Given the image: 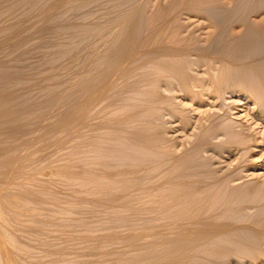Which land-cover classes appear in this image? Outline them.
<instances>
[{"label":"rangeland","instance_id":"1","mask_svg":"<svg viewBox=\"0 0 264 264\" xmlns=\"http://www.w3.org/2000/svg\"><path fill=\"white\" fill-rule=\"evenodd\" d=\"M88 1L43 0L35 13L13 16L4 11L5 3L18 2L20 9L24 4H31V0H0V264H181L178 251L172 252L170 244L165 243V239L171 237L170 226L166 230L162 224L166 217L172 216L170 219L174 220L186 189L198 188L199 180L211 181L210 174L196 171L192 165L199 170H211L226 183L230 178L231 186L250 183L264 186V39L261 40V35L259 40L263 43L257 41L260 45L233 41L251 32L241 29L244 22L243 25L237 23L242 13L248 15L255 10L251 16L262 15L264 5L258 2L261 7L254 5L253 9V2L251 6L248 0L244 1L252 10L248 7L250 11L244 13L242 9L247 4L244 7L240 5L244 3H240L243 7L240 15L237 2L233 4L237 9L234 13L232 0H220L221 3L217 0L220 6L232 5L234 12L227 8L226 15L230 22L237 23L233 29L231 24L224 23V20L230 23L224 13H221L223 20L217 13L209 18L200 14L196 5L197 13L185 10L189 0L187 3L185 0ZM165 1L170 2L169 5ZM79 3L84 8L79 7ZM74 6H78L79 11L82 8L81 12H72ZM54 16L57 19L54 30L60 37L42 42L37 29L45 25L48 17ZM250 18H246L245 24ZM68 25H73V30H67ZM83 30L110 31L97 37L100 42L95 39L89 49L83 47L79 57L74 55L75 60L66 58L72 33L75 38ZM231 31L232 46L229 40V44L222 45V37ZM130 32L134 40L128 39ZM111 40L127 44L133 52L126 48L129 51L123 52L124 57L121 56L108 75L97 80L85 75L84 60L89 50L93 49L89 55L93 53L97 57ZM198 44L202 51H191V47ZM162 45L166 56L162 55ZM181 46L180 50L185 52L175 55V50ZM132 54L138 56L132 58ZM200 56L212 64L209 62L208 68L188 65L187 69L185 62L190 64L192 59L191 64L196 63ZM175 66L185 69L176 72L177 80L182 77L183 84L181 80L173 82L176 77L171 71H176ZM185 71L188 76L194 74L196 82L191 77L185 78ZM240 74L244 77L240 78ZM211 75L213 82L208 79ZM162 76L167 79L163 81ZM198 77L200 81L202 77L204 88L197 82ZM228 79L244 83L241 88L230 84L224 90L223 84ZM187 88L196 94L192 95L191 90L188 93ZM214 124L231 129L224 128L226 134L222 129H209ZM144 125L148 129L144 127L143 132ZM196 144L201 147L199 152L193 158L184 157ZM143 152L147 163L141 158ZM177 158H183L181 163L165 172V164L172 165ZM174 176L181 184L162 186L164 177ZM189 176L198 183L185 185ZM202 200L206 202L203 197ZM246 211L256 212L255 208ZM178 214L179 211L177 217ZM175 220L171 227L174 231V223L176 226L178 223ZM162 231H169V235L165 238ZM236 233L247 236L255 244L260 237L243 230ZM162 234L163 246H169L168 250L165 247L162 251ZM260 248L259 256L246 252L248 256L241 264H264V241ZM233 259H229L228 264H238Z\"/></svg>","mask_w":264,"mask_h":264},{"label":"bare ground","instance_id":"2","mask_svg":"<svg viewBox=\"0 0 264 264\" xmlns=\"http://www.w3.org/2000/svg\"><path fill=\"white\" fill-rule=\"evenodd\" d=\"M28 1H30V0H26V2H28ZM43 0H31V4H24L23 5V8H20L19 9V7H20V5H19V3L18 2H7V3H5L4 4V7H3V9H4V11L7 13V14H10V15H13V16H15L16 14H25V13H28V12H31L32 11V13H35L34 11H35V9H38V6H39V4L42 2ZM88 1V0H87ZM89 1H91V0H89ZM88 1V2H89ZM181 1V0H180ZM180 1H179V3H180ZM190 1V4H188L187 5V9H185V10H189L190 12H192V10L193 11H195V10H197L196 9V6L198 7L199 6V12H200V14L201 13H203L204 15H206V17H212L211 15L212 14H214V13H217V15H220V18H221V15L224 13V15H226V12L228 11V9H231L230 7H232V5L234 4V2L236 3H238L237 4V9H238V13H239V10H240V15H241V8H243L242 6H244L245 7V4H247L246 2L244 3V1H247V0H232L231 2H232V5L231 6H229V8H228V6H226V3L223 5H221L220 6V0H213V1H211V0H189ZM222 1V0H221ZM224 1V0H223ZM228 1H230V0H228ZM23 3H24V1H22ZM25 2V3H26ZM166 2V1H165ZM185 2L187 3L188 2V0L186 1L185 0ZM216 2H218V3H216ZM225 2V1H224ZM248 3H250V5L251 4H253V9L255 8V6H257V5H259L260 3L262 4V6L264 5V1L263 0H248L247 1ZM253 2V3H252ZM255 2H257L256 4H255ZM258 2H259V4H258ZM167 3V2H166ZM165 3V4H166ZM169 3L170 2H168L167 4L169 5ZM176 3L178 4V2L176 1ZM240 3H244V4H240ZM83 4V3H82ZM163 4V3H162ZM176 4V5H177ZM239 4L240 5H242V6H239ZM79 7H82V8H84L82 5H81V3H79ZM180 5V4H179ZM182 5L183 6H185L186 7V4L184 5V3H182ZM181 5V6H182ZM196 5V6H195ZM250 5H248L247 4V7H245L244 8V10L242 9V11L245 13V10H248V11H250V9H251V7H250ZM255 5V6H254ZM164 6V5H163ZM174 6V5H173ZM195 6V7H194ZM234 6V8L236 9V5H233ZM252 6V5H251ZM79 7L77 6H74V8L72 9V12H74V13H78V11H79ZM248 7H250V9H248ZM261 6L259 5V8H260ZM82 8L80 9V11L79 12H81V10H82ZM179 8V7H178ZM194 8V9H193ZM228 8V9H227ZM263 8V7H262ZM237 9L236 10H230L231 12H234V13H237ZM167 10L169 11V8H167ZM173 10V9H172ZM183 10H184V7H183ZM252 10V9H251ZM262 10V9H261ZM181 11V10H180ZM253 11V10H252ZM252 11H251V13L250 12H248V13H250V14H248L247 15V12H246V15H244L243 13H242V15H241V17L243 18V20H242V22H241V19H240V21H239V18H238V21H237V23H241L240 25H243V22H244V25L243 26H240L241 27V29H244V30H247V31H250L251 30V32H249L247 35H245V36H242L241 35V37H239L238 36V38L236 37V39L234 38L233 39V41L235 40L236 41V43H238V44H255V42L257 43V41H263V35H264V14H262V15H257L256 14V16L254 17V15L253 16H251V14H252ZM257 11V10H256ZM182 12H184V11H182ZM196 12V11H195ZM194 12V13H195ZM254 12H255V10L253 11V14H254ZM258 12H259V10H258ZM261 12V11H260ZM165 13H166V11H165ZM172 13V12H171ZM197 13V12H196ZM220 13V14H219ZM222 13V14H221ZM163 14H164V12H163ZM168 14V13H167ZM192 14H193V12H192ZM232 14V13H231ZM177 15H180V14H178L177 13ZM181 15H182V13H181ZM188 15H189V13H188ZM232 15H234V14H232ZM244 15V16H243ZM223 16V15H222ZM227 16V15H226ZM238 17L237 15H234V17ZM246 16V18L248 17V18H250V16H251V18H250V21H247V23L248 24H245V21L247 20L246 18H245V20H244V17ZM182 17V16H181ZM225 17V16H224ZM166 18H167V16H166ZM227 18H228V20H229V22H230V20L231 19H229V17L227 16ZM230 18H232V16L230 17ZM56 19V17L54 16V17H48L47 18V22L45 23V25L43 26V27H39V29H37V30H40V40L42 41V42H52V40H56V39H59L58 37H60V34L56 31V30H54V28H56L55 26V24L57 23V19ZM165 19V18H164ZM173 19V18H172ZM221 19H223V17L221 18ZM224 20V19H223ZM223 20H222V22H223ZM55 21H56V23H55ZM170 21H171V19H170ZM221 21V20H220ZM226 21H227V19H226ZM234 22V23H233ZM224 23H227L229 26H230V24H231V26L230 27H233V29L236 27V25H237V23L235 22V20H233V21H231L230 23H228V21L227 22H225V20H224ZM165 26H166V24H164ZM163 25V26H164ZM169 25V24H168ZM233 25H235V27L233 26ZM239 25V24H238ZM212 26H214V25H212ZM215 27H217L216 26V24H215ZM240 27H238V28H240ZM67 30H73V25H68L67 26ZM77 30V29H76ZM238 30V29H237ZM252 30H253V32H252ZM108 30H87V31H85V30H83L81 33H78V35L77 36H75V38H74V36H73V33H72V38H71V36L69 37V38H71V40H69L68 42H67V47H66V51H65V55H66V58L68 57V59L70 58V59H74L75 60V58H77L76 56L78 55V54H80V50L81 49H83V47H85L84 49H86V46H87V48H88V46L89 47H91V46H94V42H95V39H98L97 37H100V35L101 36H103L105 33L107 34L108 32H107ZM112 31V30H111ZM231 33H233L232 31L229 33L228 32V34L227 35H225L224 37H222V39H221V41L220 42H222V45L224 44V43H228L230 40V34ZM113 34V33H112ZM114 34H115V31H114ZM121 34V33H120ZM243 34V33H242ZM245 34V33H244ZM74 35H76V34H74ZM109 35V34H108ZM119 35V34H118ZM133 35V32L131 33H128V35H127V37H128V39L129 38H131L130 36H132ZM232 35V34H231ZM261 35H262V37H261ZM112 36V35H111ZM135 36H137V35H135ZM134 36V37H135ZM227 36H228V38H227ZM77 37H79V39L77 38ZM261 37V40H259V38ZM101 38V37H100ZM108 38H109V36H108ZM133 38V37H132ZM131 38V39H132ZM137 38H138V36H137ZM241 38V39H240ZM51 39V40H50ZM111 39V38H110ZM131 39H130V41H131ZM240 39V41L238 42L237 40H239ZM67 40H68V38H67ZM99 40V39H98ZM98 40H97V43H98ZM102 40V39H101ZM114 40V39H113ZM132 40H134V39H132ZM139 40V39H138ZM227 40V41H226ZM229 40V41H228ZM92 41V42H91ZM260 42L261 44L263 43V42ZM99 42H100V40H99ZM129 42V41H128ZM135 42H136V38H135ZM134 42V43H135ZM174 42V41H173ZM219 42V41H218ZM92 43V44H91ZM109 45H107L106 43V45H107V48L103 51V53L101 52L100 53V55H98L97 57L95 56L94 57V54L93 53H91L90 55H89V53L91 52V51H93V49H91V50H89L90 52L88 53V57L86 58V60H84V62H85V64H84V67H85V72H83V73H85V75H89V77H91V78H93L94 80H97V79H99L101 76H103V75H108L109 73H110V71L111 70H113V68H115L117 65H118V63H119V59L121 58V56L123 55V52H124V54H126V51H127V49L126 48H128L127 47V44H125V43H123V44H125V45H122V44H120V43H118L117 41L116 42H114V41H112L111 40V42L109 41ZM131 43H132V41H131ZM166 43V42H165ZM177 43V42H176ZM229 43H231V41L229 42ZM228 43V44H229ZM260 43H257V44H259L260 45ZM139 44V43H138ZM218 44V43H217ZM264 44V43H263ZM91 45V46H90ZM98 44H96L95 46H97ZM100 45V44H99ZM98 45V46H99ZM136 45V44H135ZM178 45V44H177ZM133 46V45H132ZM140 47H141V45H139ZM167 46V45H166ZM186 46V45H185ZM195 46V45H194ZM231 46H232V43H231ZM95 48V47H94ZM104 48V47H103ZM142 48V47H141ZM165 48V47H164ZM182 48V46L180 47V48H178L177 47V51L175 50V55L177 54V52H179L180 54H181V52H185V50H180ZM205 48V47H204ZM89 49V48H88ZM101 49H102V47H101ZM126 49V50H125ZM131 49H133L134 50V47L132 48L131 47ZM140 49V48H139ZM189 49H190V47H189ZM202 46L200 47V45L198 44V46H196V47H191V51H202ZM129 50H130V47H129ZM128 50V51H129ZM127 51V52H128ZM131 51V50H130ZM142 51H144V50H142ZM141 51V52H142ZM169 51H171V50H169ZM187 51V50H186ZM189 51V50H188ZM190 51V52H191ZM73 52H75L74 54H73ZM78 52V53H77ZM133 51H131L130 53H132ZM137 52V51H136ZM136 52L134 51V53L136 54ZM172 52H174L173 50H172ZM129 53V54H130ZM165 52H164V50H163V45H162V55L164 54ZM203 53H204V51H203ZM76 54V56H74ZM128 53H127V56L126 57H129L128 55H129ZM172 54V53H171ZM81 55V54H80ZM87 55V54H86ZM86 55H85V57H86ZM165 56H166V54H164ZM173 55V54H172ZM174 55V56H175ZM132 56V58L133 57H135L136 55H134L133 56V54L132 55H130V57ZM138 56V55H137ZM136 56V57H137ZM178 56V55H177ZM221 56V55H220ZM78 57H79V55H78ZM82 57V56H81ZM84 57V56H83ZM122 57H124V56H122ZM201 57V56H200ZM158 58V57H157ZM128 59H130V58H128ZM128 59H126V62H129L130 63V61H128ZM164 59H165V57H164ZM211 59V57L209 58V60ZM224 59V58H223ZM222 59V60H223ZM133 60V59H132ZM145 60H146V62H147V59L145 58ZM224 60H227V59H224ZM133 61H135V60H133ZM155 61H156V58H155ZM176 61V60H175ZM178 61V60H177ZM183 61V60H182ZM70 63H71V60L69 61ZM141 62V61H140ZM152 62V65L154 66V64H153V62L154 61H151ZM209 62H211V61H208L207 59H205V58H200L196 63H194L193 62V64H191L192 63V59H191V63L190 64H187V62H185L186 63V66H187V69H188V65H190L192 68H193V65L195 64V66L194 67H197V65L196 64H200V66L201 65H204V66H206L207 68H208V66L210 65V63ZM220 62H223V61H221V59H220ZM46 63V62H45ZM131 63H132V61H131ZM130 63V64H131ZM138 63V62H137ZM142 63V62H141ZM150 63V62H149ZM181 63V62H180ZM143 64V63H142ZM142 64H141V66H142ZM157 64H159V62L157 63ZM211 64H212V62H211ZM69 65V64H68ZM128 65V64H127ZM132 65H133V63H132ZM132 65H131V67H132ZM135 65V64H134ZM144 65V64H143ZM151 65V64H150ZM180 65V64H179ZM247 65V64H246ZM120 66V65H119ZM136 66H138V65H136ZM136 66H135V68H136ZM140 66V67H141ZM152 66V67H153ZM156 66V65H155ZM159 66L161 67V64H159ZM159 66H156V67H159ZM248 66V65H247ZM246 66V67H247ZM251 66H252V64H251ZM130 67V66H129ZM130 67V68H131ZM143 67V66H142ZM176 68L174 69V70H176V71H171L172 73H173V76L174 77H176V79H173V82H174V80L175 81H180V83H182L183 84V82L184 81H182L183 79H181L180 78V80L178 79L177 80V76L178 75H176V72L178 71V73H179V70H181L180 72H182V68L184 67V65H183V67L182 68H180V69H178V67L179 66H175ZM191 67L189 68V69H191ZM127 68H128V66H127ZM129 68V69H130ZM144 68H145V66H144ZM143 68V69H144ZM155 68V67H154ZM164 68V67H163ZM170 68V67H169ZM184 68H186V67H184ZM183 68V71L185 70ZM138 69V68H137ZM165 69V71H166V68H164ZM168 69V68H167ZM196 69V68H195ZM258 69H259V67H258ZM120 70L122 71V68H120ZM147 70V69H146ZM251 70V69H250ZM256 70V69H255ZM124 71V70H123ZM141 71H142V69H141ZM145 71V69L143 70V72ZM156 71H157V69H156ZM159 71V70H158ZM186 71H188L189 72V70H186ZM185 71V72H186ZM192 71V70H191ZM254 71V70H253ZM150 72V71H149ZM153 72V71H152ZM155 72V71H154ZM168 72H169V69H168ZM137 73V72H136ZM140 73V72H139ZM163 73H164V70H163ZM170 73V72H169ZM174 73H175V75H174ZM187 73V72H186ZM143 74V73H142ZM147 74V73H146ZM188 74L189 73H187L186 75V77L185 78H187L188 79V77H191L192 79H193V77H195V75L193 74V76H188ZM158 75V74H157ZM184 75V74H183ZM137 76H139V75H137ZM144 76V75H143ZM150 76V75H149ZM148 76V77H149ZM166 76H167V74H166ZM185 76V75H184ZM241 76H242V78L244 77L243 76V74H240V78H241ZM133 77V76H132ZM151 77V76H150ZM163 77V81H165L164 80V76H162ZM179 77V76H178ZM211 77L212 78H208L209 80L211 79H213V76L211 75ZM237 77V76H236ZM239 77V76H238ZM134 78V77H133ZM157 78V77H156ZM170 78H171V76H170ZM197 78V77H196ZM206 78V77H205ZM135 79H136V77H135ZM145 79V78H144ZM155 79V77L153 78V80ZM187 79H186V81H187ZM238 79V78H237ZM146 80V79H145ZM145 80H143V81H145ZM156 81H157V79H155ZM170 80V79H169ZM171 80H172V78H171ZM185 80V79H184ZM190 80V79H189ZM193 80H195L194 82H196V80L197 79H193ZM207 80V79H206ZM214 80V79H213ZM213 80H212V82H213ZM218 79H216V81H217ZM244 80V79H243ZM263 80V79H262ZM124 81V80H123ZM148 80H146V82H147ZM162 81V82H163ZM186 81H185V83H186ZM203 81H204V79H203ZM264 81V80H263ZM130 82V81H129ZM154 82V81H153ZM162 82H160V84H162ZM193 82V83H194ZM197 82H202V77H201V81H200V79H199V77H198V81ZM205 82V81H204ZM242 81H240V80H238V82L237 81H235V80H227V82L225 81V83L223 84L224 86L222 87V89H224L225 90V88H226V90H227V86H230V84H231V86H232V84L234 85H236L237 87H239V88H241L242 87V85H243V83H241ZM88 83V82H87ZM124 83V82H123ZM132 83V82H131ZM138 83H141V81H139ZM149 83V82H148ZM148 83H146L147 85H148ZM159 83V82H158ZM175 83V82H174ZM208 83V82H207ZM211 83V82H210ZM209 83V84H210ZM164 84H165V82H164ZM166 84H167V82H166ZM165 84V85H166ZM177 84V83H176ZM175 84V85H176ZM190 84V83H189ZM195 84V83H194ZM126 85H129V83H126ZM145 85V84H144ZM150 85V84H149ZM174 85V86H175ZM179 84H177V86H178ZM181 85V84H180ZM196 85H200L199 83H197ZM203 85H204V83H203ZM202 85V83H201V86H203ZM211 85H212V83H211ZM234 85V86H235ZM130 86V85H129ZM135 86V85H134ZM163 86V85H162ZM213 86V85H212ZM216 86V89L218 88V85H215ZM233 86V87H234ZM123 87V86H122ZM137 87V86H136ZM136 87H135V89H136ZM183 87V86H182ZM186 87H187V85H186ZM186 87H184V88H186ZM120 88V87H119ZM123 88H125V87H123ZM123 88H122V90H123ZM143 88V87H142ZM149 88H151V87H149ZM174 88V87H173ZM203 88H204V86H203ZM220 88V87H219ZM121 89V88H120ZM139 89H141V88H139ZM155 89V88H154ZM176 89V88H175ZM174 89V90H175ZM190 89V88H189ZM215 89V88H214ZM101 90V89H100ZM147 90V89H146ZM144 91V92H146V94H147V91ZM151 90V89H150ZM187 90H188V88H187ZM191 91L193 90V89H190ZM190 90H188L187 92L189 93L190 92ZM194 90H195V88H194ZM219 90V89H218ZM156 91H157V89H156ZM179 91H180V89H179ZM186 91V90H185ZM154 92V91H153ZM177 92V91H176ZM194 91H192V95L194 94H196V91L193 93ZM198 92V91H197ZM214 92V91H213ZM219 92H220V90H219ZM221 92H222V90H221ZM184 93V92H183ZM264 93V92H263ZM138 93H136V95H137ZM191 94V93H190ZM201 94H203V93H201ZM121 95H122V93H121ZM139 95H143V94H139ZM163 95V94H162ZM189 95V94H188ZM109 96V95H108ZM123 96V95H122ZM127 96V95H126ZM134 96V95H133ZM200 96V95H199ZM198 96V97H199ZM259 96V95H258ZM129 97L131 98V96H130V94H129ZM134 97H136V96H134ZM166 97H167V95H166ZM197 97V98H198ZM103 98V97H102ZM143 98V97H142ZM163 98V97H162ZM200 98V97H199ZM98 99V98H97ZM124 99H125V97H124ZM169 99H170V97H169ZM127 100V99H126ZM163 100V99H162ZM171 100V99H170ZM89 101V100H88ZM101 101V103H102V99L100 100ZM129 101V100H128ZM127 101V102H128ZM142 101H143V99H142ZM94 102V101H93ZM145 102H146V100H145ZM144 102V103H145ZM96 103V102H95ZM97 103H98V101H97ZM129 103H130V105H131V102L129 101ZM137 103V102H136ZM99 104H100V102H99ZM132 104H134V103H132ZM162 104H163V101H162ZM138 105V104H137ZM147 104H145V106H146ZM150 105V104H149ZM167 105V104H166ZM99 106V105H98ZM163 106H164V104H163ZM132 107V106H131ZM148 108H149V106H147ZM161 107V106H160ZM165 107V106H164ZM146 108V107H145ZM166 108V107H165ZM100 109V108H99ZM97 110V109H96ZM169 110V109H168ZM173 110V109H172ZM139 111V110H138ZM146 112V111H145ZM96 113H97V111H96ZM98 113H99V111H98ZM144 113V112H143ZM170 113V112H169ZM127 114H128V112H127ZM138 114V113H137ZM147 114V113H146ZM174 113H172V115H173ZM134 115H136L135 113H134ZM95 116V115H94ZM133 116V115H132ZM142 116V115H141ZM147 116V115H146ZM96 117H98V116H96ZM154 116H152L151 118H153ZM159 117V116H158ZM124 118H127L126 116L124 117ZM140 118V117H139ZM163 118V117H162ZM156 119V118H155ZM144 120H145V118H144ZM144 120H142V122L144 121ZM153 120V119H152ZM186 121V120H185ZM184 121V122H185ZM214 121H216V120H214ZM220 121V120H219ZM144 122H147V121H144ZM138 123V122H137ZM151 123V122H150ZM186 123V122H185ZM212 123H213V121H212ZM147 124V123H146ZM160 124H161V122H160ZM201 124H203V123H201ZM205 124V123H204ZM207 124V123H206ZM226 124V123H225ZM162 125V124H161ZM156 126V125H155ZM214 126H215V124H214ZM214 126H212L213 128H209V129H224L221 125H218V124H216V126L214 127ZM144 127H145V125L143 126V129H142V131L144 132L145 130H144ZM158 127H159V125H158ZM158 127H155V128H158ZM200 127V126H199ZM205 127H206V125H205ZM231 127H233L234 128V126H231ZM133 128H134V126H133ZM146 128V127H145ZM154 128V129H155ZM146 129H148V128H146ZM149 129H150V127H149ZM152 129V128H151ZM162 129V128H161ZM167 129V128H166ZM201 129V128H200ZM229 129H231V128H229ZM229 129H227V128H225V130H229ZM153 130V129H152ZM208 130V129H207ZM218 130V131H219ZM125 131V130H124ZM142 131H140V133L142 132ZM150 131V130H149ZM159 131V130H158ZM230 131H232L233 132V130H230ZM229 131V132H230ZM122 132V131H121ZM217 132V131H216ZM232 132H230L231 134H232ZM139 133V132H138ZM165 133V132H164ZM212 133V132H211ZM223 133L224 134H226V132H224V130H223ZM228 133V132H227ZM119 134H121L120 132H119ZM128 134V133H127ZM135 134V133H134ZM142 134V133H141ZM147 134V133H146ZM236 134V133H235ZM138 135V134H137ZM140 135V134H139ZM228 135H229V133H228ZM228 135H227V137H228ZM122 136V135H121ZM124 136V135H123ZM125 136H126V134H125ZM142 136V135H141ZM140 136V137H141ZM144 136H146L145 135V133H144ZM166 136V135H165ZM202 136V135H201ZM120 137V136H119ZM232 137V136H231ZM128 138V137H127ZM131 138V137H130ZM200 138V137H199ZM229 138V137H228ZM137 139V138H136ZM142 139H143V136H142ZM144 139H145V137H144ZM148 139V138H147ZM146 139V140H147ZM165 139V138H164ZM163 139V140H164ZM149 140V139H148ZM162 140V141H163ZM200 140V139H199ZM201 140H203L204 141V139H201ZM226 140V139H225ZM232 140H233V137L231 138V142H232ZM134 141H135V139H134ZM137 141V140H136ZM234 141V140H233ZM128 142V141H127ZM153 142V141H152ZM167 142V141H166ZM169 142V141H168ZM213 142V141H212ZM237 142V141H236ZM236 142H235V144H236ZM126 143V142H125ZM165 143V142H164ZM200 143H203V142H200ZM204 143H205V141H204ZM220 143V142H219ZM230 143V142H229ZM234 142H232L231 143V145L233 144ZM143 144H145V142H143ZM154 144H155V141H154ZM237 144H238V142H237ZM236 144V145H237ZM127 145V144H126ZM157 145V144H156ZM155 145V146H156ZM197 146H195L194 147V149H192V150H190V152L191 153H189V154H185L184 155V157H186V158H193L194 157V155H196L197 154V152H199V148H201L200 146H199V144H196ZM201 145H203V144H201ZM226 145L228 146L229 144H227V142H226ZM248 145V144H247ZM247 145L245 146L246 148H247ZM137 146V145H136ZM147 146V145H146ZM164 146V145H163ZM221 146V145H220ZM249 146V145H248ZM128 148V147H127ZM132 148H134L133 146H132ZM142 148V147H141ZM140 148V149H141ZM149 148V147H148ZM230 148V147H229ZM237 148V147H236ZM249 148V147H248ZM121 149V148H120ZM126 149V148H125ZM143 149H145V147L143 148ZM163 149V148H162ZM165 149V148H164ZM130 150H131V148H130ZM134 150H136V149H134ZM142 150V149H141ZM119 151V150H118ZM127 151V150H126ZM166 151V150H165ZM200 151H201V149H200ZM125 152V151H124ZM123 151H122V153H124ZM133 153V152H132ZM141 153V151L139 152V154ZM147 155V154H146ZM126 156V155H125ZM136 156V155H135ZM138 156V155H137ZM142 157L141 158H143L144 157V152H143V155H141ZM148 156V155H147ZM139 157V156H138ZM149 157V156H148ZM172 157V156H171ZM170 157V158H171ZM120 158L122 159V155L120 156ZM127 158V157H126ZM126 158H125V160H126ZM150 159V158H149ZM163 159V158H162ZM182 159L183 158H177V159H175V160H173L174 161V164H173V162H172V165H170L171 163H166V160H167V158H166V160H165V162L164 163H166L165 164V172H166V170L167 169H169V168H171V166H173V165H175L176 163H178V162H180V161H182ZM128 160H129V157H128ZM132 160H133V158H132ZM139 160V159H138ZM142 160H144V158L142 159ZM147 160V159H146ZM153 160V159H152ZM117 161V160H116ZM122 161H123V159H122ZM121 161V162H122ZM145 161V160H144ZM154 161V160H153ZM162 161V160H161ZM161 161H160V164H161ZM118 162H119V159H118ZM140 163H141V160L139 161ZM143 162V161H142ZM146 162V161H145ZM155 162V161H154ZM159 162V161H158ZM167 162H169V160L167 161ZM147 163V162H146ZM181 163V162H180ZM183 164L185 163V162H182ZM128 164H129V162H128ZM150 164H153V162L151 163L150 162ZM125 165V164H124ZM162 167L161 168H163L164 167V164H163V162H162ZM170 165V166H169ZM116 166V165H115ZM114 166V167H115ZM160 166V165H159ZM196 165H192L191 167H194L195 169H196V171H200L201 173H206V174H210V179H211V181L209 182V181H207V182H205V181H200L199 180V187L198 188H196V186H195V188H192V189H190V190H188V189H186L184 192H181V194L182 193H184V196H183V198H182V201H181V203H179L178 204V207H179V209L180 210H176V212L178 213V211H179V214H178V217H177V213L175 212V214L176 215H174L173 214V212H172V214L174 215V220H175V218H176V222H178L177 223V226H176V224L174 223V225H175V228H176V232L177 233H174L175 231H174V228H171L172 226H173V222L172 221H174V220H172L171 221V217L172 216H169V217H166V215H167V213H166V215H165V217L167 218V220L165 219V217H164V219L166 220V222L164 223L163 222V224H162V226L164 225V227H166L165 229L167 230V228H168V226H170V229L172 230H170L169 228V231L170 232H172V233H174V235H172V233L170 234V236L171 237H168L167 239H165L166 240V242L165 243H168L167 245H169L170 244V247L169 246H163V245H165L164 244V240H163V234H162V251H163V249H165V247H167V250L170 248V249H172V252L175 250V253H176V250L178 251V254H179V262L181 263V264H228L229 263V259H231V258H235V262H237L238 264H241V263H243V260H244V257H246V256H248V255H250V254H258V256L260 255V253H258L259 252V250H260V252H261V249L262 248H260L261 247V245H262V242L264 241V186H260V184H247V185H244V186H242V185H240V186H231L228 182H229V179L227 180V179H225V180H227V183L225 182V181H223V179H221L220 180V177H218V176H215L214 175V173H211V170H207L206 171V169H205V171H203V170H199L198 168H196L195 167ZM116 168V167H115ZM135 168V167H134ZM121 169H122V167H121ZM194 169V170H195ZM124 170V169H123ZM163 170H164V168H163ZM118 172L117 173H119L120 171L119 170H117ZM142 171V170H141ZM126 172V171H125ZM128 172V171H127ZM143 172V171H142ZM213 172V171H212ZM132 173V172H131ZM193 173V172H192ZM134 174V173H133ZM165 173L163 172V175H164ZM190 174V173H189ZM136 175V174H135ZM188 176V175H187ZM138 177V176H137ZM170 177V176H169ZM184 177V176H183ZM228 177V176H227ZM139 178V177H138ZM222 178V177H221ZM163 180V182H162V186H167V185H170V184H172V183H175V184H177V182H180L181 180H179V178L177 177V176H174V177H171L170 179H168V178H166L165 179V177H164V179H162ZM183 183V182H182ZM187 183H190L189 185H196L198 182H194V180H192L191 179V177L189 176V179L188 180H186L185 181V185L187 184ZM179 184H181V182L179 183ZM188 185V186H189ZM184 186V185H183ZM179 194H180V192H179ZM180 196V195H179ZM202 197L203 198H205V200H206V202H204L203 200H202ZM179 198V197H178ZM177 198V199H178ZM179 200H181V199H179ZM166 201V200H165ZM174 203V202H173ZM176 204H177V201H176ZM164 205H166V202H165V204ZM170 206V205H169ZM163 207V209H164V206H162ZM168 207V206H167ZM172 207H174V206H172ZM170 208L171 207H169L168 209L170 210ZM175 208V207H174ZM247 208H255V210H256V212L255 211H253V213H251V212H249V211H246L247 210ZM168 209H167V211H168ZM176 209H178V208H176ZM261 210V211H260ZM173 211V210H172ZM164 212H165V210H164ZM162 213H163V211H162ZM169 214V213H168ZM171 214V213H170ZM178 219V220H177ZM256 224H258V225H256ZM163 229V228H162ZM238 230H243V232H247V233H254L255 235H258V236H260V237H258V239L259 240H257L258 241V243H256L255 244V242H252L247 236H245V235H239L238 233H236V235H235V232H237ZM169 231H168V233L166 232V231H164L165 232V234H166V236H165V234H164V237L166 238L167 237V234L169 235ZM163 231H162V233H164ZM246 233V234H247ZM251 233V234H252ZM262 237V238H261ZM263 247V246H262ZM262 251H264V248H263V250ZM246 252L248 253V255L246 254ZM171 255V254H170ZM251 256V255H250ZM167 258L169 257V255L168 256H166ZM173 257L175 258V255H174V253H173ZM178 257V256H177ZM243 257V258H242ZM255 257V256H254ZM162 258H163V256H162ZM171 258V257H170ZM166 259V258H165ZM238 259V260H237ZM168 260H170V259H168ZM171 260H172V258H171ZM174 260V259H173ZM166 261V263H167V260H165ZM170 262V261H169ZM165 262H163V264H164ZM173 263H174V261H173ZM176 263V262H175Z\"/></svg>","mask_w":264,"mask_h":264}]
</instances>
